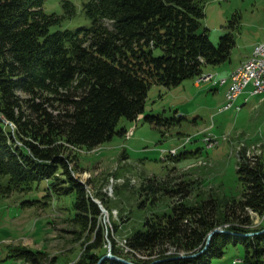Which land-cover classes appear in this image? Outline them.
Wrapping results in <instances>:
<instances>
[{
  "label": "trees",
  "instance_id": "trees-1",
  "mask_svg": "<svg viewBox=\"0 0 264 264\" xmlns=\"http://www.w3.org/2000/svg\"><path fill=\"white\" fill-rule=\"evenodd\" d=\"M207 1L87 0L91 26L52 30L63 17L46 12L44 0H0V190H29L62 167L76 192L78 222L98 227L96 242L76 264L129 263L100 261L108 251L97 220L102 210L68 167L67 152L98 146L123 132L121 119L136 120L144 113L153 84L178 85L231 57L234 35L222 34L216 44L204 25ZM65 5L73 14L72 2ZM145 117L163 124L161 113ZM243 159L240 198L223 208L214 197L195 204L179 201L171 212H155L133 231L131 253L123 254L110 236L112 252L136 264H210L231 241H242V264H264V221L255 227L251 212L264 214V161ZM217 226L225 230L216 232L199 255L177 256L199 251ZM22 253L32 264L45 262L38 250L23 248Z\"/></svg>",
  "mask_w": 264,
  "mask_h": 264
},
{
  "label": "rangeland",
  "instance_id": "rangeland-1",
  "mask_svg": "<svg viewBox=\"0 0 264 264\" xmlns=\"http://www.w3.org/2000/svg\"><path fill=\"white\" fill-rule=\"evenodd\" d=\"M66 1L74 5L73 14ZM85 1L44 0L46 12L63 17L51 29L91 26ZM104 21L113 28L110 19ZM203 22L216 44L222 34L234 35L231 57L205 66L202 73H215L214 79L228 77L227 71L264 40V0H208ZM198 78L171 87L153 84L144 113L136 120L121 119L123 132L98 146L72 147L67 152L68 167L102 210L97 220L105 229L108 247L112 236L123 254L131 253L127 244L133 231L155 212H171L179 201L195 204L214 197L223 208L245 189L238 172L243 155L264 161V100L250 94L252 82L236 101L242 104L240 109L223 110L227 85L221 84L217 92L219 85L198 83ZM158 113L164 116L163 124L145 117ZM1 179L6 182L8 177ZM67 179L61 167L29 190H0V264H32L23 248L38 250L44 264H76L96 242L98 227L78 222L76 192L70 190ZM251 212L255 227L259 226L264 214ZM245 254L242 241H231L210 264H242ZM138 257L147 256L138 253Z\"/></svg>",
  "mask_w": 264,
  "mask_h": 264
},
{
  "label": "built area",
  "instance_id": "built-area-1",
  "mask_svg": "<svg viewBox=\"0 0 264 264\" xmlns=\"http://www.w3.org/2000/svg\"><path fill=\"white\" fill-rule=\"evenodd\" d=\"M247 68V77L244 83L237 89V93H231L230 95H235V102L233 105L225 106L223 110L236 107L241 108L242 104L237 103V99L240 94L245 90V87L252 82L253 89L250 91V94H259L264 90V43L260 46H255L254 57H252L251 61H246ZM215 76L213 74H203V76H199L197 82L200 83L202 81L212 82L215 84H221L222 80H226L225 77L221 79H214ZM247 99V98H246ZM208 137V136H207ZM207 140L211 138H207Z\"/></svg>",
  "mask_w": 264,
  "mask_h": 264
},
{
  "label": "bare ground",
  "instance_id": "bare-ground-1",
  "mask_svg": "<svg viewBox=\"0 0 264 264\" xmlns=\"http://www.w3.org/2000/svg\"><path fill=\"white\" fill-rule=\"evenodd\" d=\"M264 40L257 42L254 45V50H255V46H260L263 45ZM252 57H254V51L252 52V54L245 60H243L232 72L228 77H225L226 80H222L221 84H227V89H226V103L223 106V108L225 106H230L233 105V103L235 102V95H230L231 93H237V89L239 88V86L242 85V83H244V81L246 80L247 77V68H246V61H251ZM209 74H213V76H215V73H209ZM200 76H203L200 75ZM260 93H264V90ZM127 247L131 249V247L127 244ZM132 250V249H131Z\"/></svg>",
  "mask_w": 264,
  "mask_h": 264
},
{
  "label": "water",
  "instance_id": "water-1",
  "mask_svg": "<svg viewBox=\"0 0 264 264\" xmlns=\"http://www.w3.org/2000/svg\"><path fill=\"white\" fill-rule=\"evenodd\" d=\"M94 200L96 201V199H94ZM224 230H225V228L223 226H217V227L213 228L211 231H209V233L207 235V238H206V242H205L204 247H202L199 251H195V252H192V253H181L180 252V254H178L177 256H179V257H189V256L193 257V256H196V255H199L202 251H204L206 249V247L208 246V244H209L212 236L216 232H220V231H224ZM249 234H252V232L249 233ZM105 258H116V259H120V260L124 261L125 263L136 264L132 260H130V259L124 257V256H120V255H117V254L113 253L112 252V246H111V244L108 247L107 253H105L101 257L100 261L103 260V259H105Z\"/></svg>",
  "mask_w": 264,
  "mask_h": 264
},
{
  "label": "crops",
  "instance_id": "crops-1",
  "mask_svg": "<svg viewBox=\"0 0 264 264\" xmlns=\"http://www.w3.org/2000/svg\"><path fill=\"white\" fill-rule=\"evenodd\" d=\"M254 48V47H253ZM252 51H253V49L249 52V53H247V54H244V57H242L241 59H239V61H238V63H237V65L236 66H234L231 70H228L227 72H229L228 73V76L231 74V72L243 61V60H245V59H247L251 54H252ZM231 60H232V58H231ZM216 72V71H215ZM213 84V83H212ZM226 84V83H225ZM216 85H219V87H216V90H217V92L218 91H220V87L222 86L221 84H216ZM227 85V84H226ZM211 86H213V85H211ZM227 89V88H226ZM242 94H244V93H242ZM241 94V95H242ZM240 95V96H241ZM257 95H260V97H261V99L260 100H264V93H259V94H257ZM226 98V97H225ZM245 98H247V96H246V94H245Z\"/></svg>",
  "mask_w": 264,
  "mask_h": 264
}]
</instances>
